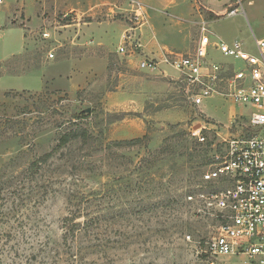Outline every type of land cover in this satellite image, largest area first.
Returning a JSON list of instances; mask_svg holds the SVG:
<instances>
[{
    "label": "rangeland",
    "instance_id": "rangeland-1",
    "mask_svg": "<svg viewBox=\"0 0 264 264\" xmlns=\"http://www.w3.org/2000/svg\"><path fill=\"white\" fill-rule=\"evenodd\" d=\"M199 3L189 44L187 23L170 11L145 27L146 37L170 52L192 49L204 21L210 38L256 53L264 0H202L220 15ZM235 8L240 14L227 17ZM133 9L128 0L0 1V264H199L217 235L220 220L186 196L201 191L200 175L225 155L223 139L251 135L249 120L226 128L230 103L214 96L201 108L220 136L193 139L207 118L176 73L140 71L129 57L139 50L133 29L145 22ZM99 25L132 30L107 41L83 34ZM210 53L213 63L232 62ZM79 129L86 140L60 145Z\"/></svg>",
    "mask_w": 264,
    "mask_h": 264
},
{
    "label": "built area",
    "instance_id": "built-area-1",
    "mask_svg": "<svg viewBox=\"0 0 264 264\" xmlns=\"http://www.w3.org/2000/svg\"><path fill=\"white\" fill-rule=\"evenodd\" d=\"M128 1L135 19L144 21L141 2ZM237 14L240 11L235 8L227 17ZM200 24L195 47L183 53L167 52L162 63L178 73L195 106L218 96L248 109L252 132L244 139H223L227 144L225 155L215 156L209 169L200 175L197 190L201 191L186 196L188 203L213 212L212 216L220 220L217 235L201 250L199 264H226L232 258L241 259L240 264H264V38H254L256 53H252L241 41L213 42L208 36V23ZM211 51L232 62H211ZM117 52L123 54L125 48L119 47ZM53 57L48 54L49 59ZM236 62L240 64L238 69ZM138 68L159 73L155 60L143 59ZM206 121L190 131V136L201 144L205 143L203 131L220 136L219 125ZM207 188L212 190L202 191Z\"/></svg>",
    "mask_w": 264,
    "mask_h": 264
},
{
    "label": "crops",
    "instance_id": "crops-1",
    "mask_svg": "<svg viewBox=\"0 0 264 264\" xmlns=\"http://www.w3.org/2000/svg\"><path fill=\"white\" fill-rule=\"evenodd\" d=\"M140 2L144 6L143 7L144 8L143 14L145 16V22L141 26H139L138 28L133 29L134 34L132 36L134 38V41H138L139 50H138V52L130 54L129 57L134 58V60L137 62V64L140 61V59H142V60L143 59L155 60L156 62H158V68H159V73H157V75L163 76V74H164V77L165 76L169 77L168 72L165 70L166 65L162 63V59H163L164 54L167 52H170L171 50L167 47L161 46L157 42V39H156V37H154V35L152 36V39L146 37L147 33L144 31V29L146 26L151 27L152 21L159 20L163 16L164 11H170L171 16H173V18L176 19L175 22L177 24L181 25V23H187V26H185V29H184L186 31V35H185L186 39L184 40V42L187 41V39H188V44H189L190 27L192 24L197 22L198 18H201V15L199 14V12H197V0H140ZM199 2H200L199 4H202L203 8H205V10L209 13H214L216 15H220L223 13L222 10L218 11V13H217V11L211 9L207 5H204L202 3V0H199ZM124 3L126 6L127 2L124 1ZM110 4H112L119 11L123 10L125 7V6L121 7L119 5V2H117V3H111L110 2ZM212 22H215V21H211L209 23H212ZM90 25L91 24L89 23L87 26H90ZM98 27H100V25L97 26L96 30H94L92 28H84L85 30H83V34L86 35V37H93L94 32H96L95 35H97L98 39L107 41L110 39L111 35H114L115 37L117 36V38L119 39L120 38L119 35L121 33H123L124 31L132 30V28H127L128 30L127 29L124 31L122 30V32L119 31V34L116 35L106 27H100V28H98ZM123 28L124 27H121V29H123ZM145 37L147 40H145ZM210 39L213 42H218V40H215L212 38H210ZM220 42L225 43L222 40H220ZM189 46L190 45H186V47H184V51H181V52H186V51L188 52L195 47V46H193V48L190 49ZM211 52L216 53V51H211ZM166 67H168V66H166ZM168 68H170V67H168ZM170 69L173 70L172 68H170ZM173 71L176 73V76L174 75L171 77L178 78L179 77L178 73L175 70H173ZM208 99H210V98H208ZM201 105L198 107L199 112L204 117H206L207 120H209V119H211V121L214 120L211 116L208 115L207 108L206 107L201 108ZM249 113H250V111L248 109H245L242 107H236L230 103L228 106V109H227V123L225 124V127L227 128L229 125H231L232 121H234L236 119V117L237 118L248 117ZM162 114L165 115L164 113H162ZM162 114H159L157 117L161 118ZM159 118H157V119H159Z\"/></svg>",
    "mask_w": 264,
    "mask_h": 264
},
{
    "label": "trees",
    "instance_id": "trees-1",
    "mask_svg": "<svg viewBox=\"0 0 264 264\" xmlns=\"http://www.w3.org/2000/svg\"><path fill=\"white\" fill-rule=\"evenodd\" d=\"M83 139L86 140L88 138V133L84 132L83 130L79 129L75 132H69L65 135H63L60 139V145L62 147H64L65 145H67L68 143H70L72 140L75 139ZM137 141H129L128 144H134Z\"/></svg>",
    "mask_w": 264,
    "mask_h": 264
},
{
    "label": "water",
    "instance_id": "water-1",
    "mask_svg": "<svg viewBox=\"0 0 264 264\" xmlns=\"http://www.w3.org/2000/svg\"><path fill=\"white\" fill-rule=\"evenodd\" d=\"M87 112H88V110H87Z\"/></svg>",
    "mask_w": 264,
    "mask_h": 264
}]
</instances>
